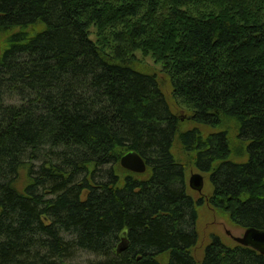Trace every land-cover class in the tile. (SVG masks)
I'll use <instances>...</instances> for the list:
<instances>
[{
    "label": "trees",
    "instance_id": "1",
    "mask_svg": "<svg viewBox=\"0 0 264 264\" xmlns=\"http://www.w3.org/2000/svg\"><path fill=\"white\" fill-rule=\"evenodd\" d=\"M0 40V264H264L217 236L196 260L203 201L173 154L264 230V0H0Z\"/></svg>",
    "mask_w": 264,
    "mask_h": 264
},
{
    "label": "rangeland",
    "instance_id": "2",
    "mask_svg": "<svg viewBox=\"0 0 264 264\" xmlns=\"http://www.w3.org/2000/svg\"><path fill=\"white\" fill-rule=\"evenodd\" d=\"M1 43V40H0ZM1 50V46H0ZM139 64H142L140 68L146 70L147 72L155 73L158 75V80L160 82L163 93L165 94L168 102L171 104V107L174 106V113L179 117L182 123V130L186 131L193 128L191 124L190 112H188L183 107H179L176 102H172V89L169 78L166 74L163 73L161 65H157L155 61L150 58H144L139 55ZM16 102V100H13ZM173 154L180 161L182 165L186 167V184H187V193L192 197L196 202L205 200L207 201L213 194V186L209 181L207 175L202 174L197 169L189 164L186 160L184 154L181 152V148L178 143L175 144L173 149ZM127 171V170H126ZM129 172V171H128ZM201 174L205 179L204 189L202 193L194 191L189 186V180L194 174ZM139 175V174H137ZM21 181H25L23 174H21ZM23 185L20 187L22 190ZM199 220L197 223V233L199 235V243L197 247L193 250L194 256L198 262H201L204 257V251L207 246L212 243L213 236L219 237L225 245L232 246L236 242L234 238L242 237L244 234V229H240L234 226L229 219L217 213L208 202L202 203V206L198 209ZM96 258L90 256L89 254H79L75 263L77 264H89V262H94Z\"/></svg>",
    "mask_w": 264,
    "mask_h": 264
},
{
    "label": "water",
    "instance_id": "3",
    "mask_svg": "<svg viewBox=\"0 0 264 264\" xmlns=\"http://www.w3.org/2000/svg\"><path fill=\"white\" fill-rule=\"evenodd\" d=\"M191 120V118H188ZM120 165L124 170L134 174H145L147 171V164L145 160L136 152L130 151L126 153ZM205 179L201 174H194L189 180V186L192 190L202 193L204 189ZM235 242L241 246L251 248L264 256V230H257L249 228L244 231L242 237L234 238ZM129 247V240L124 237L117 246L116 252L118 255L124 253Z\"/></svg>",
    "mask_w": 264,
    "mask_h": 264
},
{
    "label": "flooded vegetation",
    "instance_id": "4",
    "mask_svg": "<svg viewBox=\"0 0 264 264\" xmlns=\"http://www.w3.org/2000/svg\"><path fill=\"white\" fill-rule=\"evenodd\" d=\"M200 172V171H199ZM202 174H205V173H202ZM205 175H207L208 176V178H209V181H210V176L208 175V174H205ZM210 183H211V181H210ZM209 200V199H208ZM208 200L207 201H205V200H202L204 203H206V202H208ZM209 204V203H208ZM210 205V204H209Z\"/></svg>",
    "mask_w": 264,
    "mask_h": 264
}]
</instances>
